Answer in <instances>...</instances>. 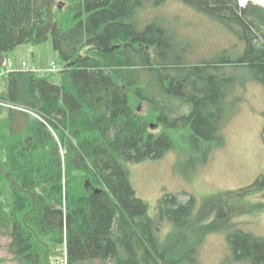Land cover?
Here are the masks:
<instances>
[{
  "label": "trees",
  "instance_id": "trees-1",
  "mask_svg": "<svg viewBox=\"0 0 264 264\" xmlns=\"http://www.w3.org/2000/svg\"><path fill=\"white\" fill-rule=\"evenodd\" d=\"M169 1L0 0L1 60L51 38L64 63L51 70L52 62L47 77L4 74L0 103L12 107H0V239L11 240L18 264H64L65 255L67 264H183L202 243H160L153 231L159 224L122 162L159 159L182 140L192 145L183 152L207 161L227 122L220 87L233 79L224 77L225 65L248 67L264 86V6L178 0L245 44L238 60L189 66L175 52L163 15L146 25L138 18L146 4ZM180 129L179 140L171 132ZM160 209L162 220L190 227L195 200L165 197ZM228 238L237 259L264 264V238L240 230Z\"/></svg>",
  "mask_w": 264,
  "mask_h": 264
},
{
  "label": "rangeland",
  "instance_id": "rangeland-1",
  "mask_svg": "<svg viewBox=\"0 0 264 264\" xmlns=\"http://www.w3.org/2000/svg\"><path fill=\"white\" fill-rule=\"evenodd\" d=\"M140 11L138 18L143 25L163 15L165 29L175 41V52L189 66L223 57L235 61L244 54V42L222 23L183 2L170 0L161 7L149 3ZM9 59L16 67L28 63L40 77L51 74L52 62L59 69L64 67L51 38L38 45L19 46L10 53ZM222 72L225 78L233 79L230 86L220 87V93L225 95L227 122L211 142L207 161L183 152L192 145L182 140L159 159L122 162L136 197L146 204L152 222L159 224L153 231L160 243L175 247L184 241L183 237L189 243L203 239L183 264H249L236 258L229 234L240 230L264 238V86L253 79L250 69L244 65L226 64ZM53 81L59 82V78ZM6 90V80L0 75V95ZM0 107L8 109L12 105L4 103ZM147 109V104H142L139 112L145 114ZM23 112L38 119L35 112L25 109ZM160 131L161 128L153 126L152 132ZM171 134L180 140L185 132ZM173 196L181 202L194 198L190 227L161 219L160 201ZM154 224L151 223V229ZM10 241L7 236L0 239V264H18L9 252ZM63 262L67 264L66 255ZM94 264L104 263L95 261Z\"/></svg>",
  "mask_w": 264,
  "mask_h": 264
},
{
  "label": "built area",
  "instance_id": "built-area-1",
  "mask_svg": "<svg viewBox=\"0 0 264 264\" xmlns=\"http://www.w3.org/2000/svg\"><path fill=\"white\" fill-rule=\"evenodd\" d=\"M3 67L8 71L10 72L12 70V64L10 61H4L3 63ZM23 68L26 70V71H29V68L27 67V65L24 63L23 64ZM52 70H56V67L53 65V68Z\"/></svg>",
  "mask_w": 264,
  "mask_h": 264
},
{
  "label": "water",
  "instance_id": "water-1",
  "mask_svg": "<svg viewBox=\"0 0 264 264\" xmlns=\"http://www.w3.org/2000/svg\"><path fill=\"white\" fill-rule=\"evenodd\" d=\"M250 1H252V2H259V4H262V0H250ZM240 6L243 7L241 4H240ZM90 186H91L90 181H87L86 188L89 189Z\"/></svg>",
  "mask_w": 264,
  "mask_h": 264
},
{
  "label": "bare ground",
  "instance_id": "bare-ground-1",
  "mask_svg": "<svg viewBox=\"0 0 264 264\" xmlns=\"http://www.w3.org/2000/svg\"><path fill=\"white\" fill-rule=\"evenodd\" d=\"M240 1V4L243 6V7H246L247 4L250 2V0H239ZM261 2V1H260ZM264 2V0H262V3Z\"/></svg>",
  "mask_w": 264,
  "mask_h": 264
},
{
  "label": "flooded vegetation",
  "instance_id": "flooded-vegetation-1",
  "mask_svg": "<svg viewBox=\"0 0 264 264\" xmlns=\"http://www.w3.org/2000/svg\"><path fill=\"white\" fill-rule=\"evenodd\" d=\"M23 138H24V140H25V139L27 138V135H26V134H24V135H23Z\"/></svg>",
  "mask_w": 264,
  "mask_h": 264
}]
</instances>
